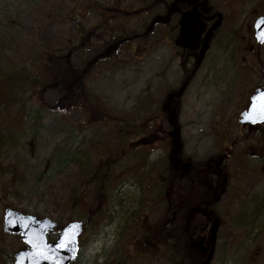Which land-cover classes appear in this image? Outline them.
<instances>
[{
	"label": "rangeland",
	"instance_id": "374dc122",
	"mask_svg": "<svg viewBox=\"0 0 264 264\" xmlns=\"http://www.w3.org/2000/svg\"><path fill=\"white\" fill-rule=\"evenodd\" d=\"M84 2L0 0V80L8 77L0 81V264H12L13 253L23 247L18 235L2 230L6 207L39 217L49 216L60 226L71 220L90 218L92 222L80 237V255L72 264H176V260L158 256L154 247L151 256L127 258L131 252L130 236H125L126 242L121 243L118 230L123 224L124 211L134 202V195L137 202L144 189L160 190L161 173L165 170L161 151L150 150L147 135L138 133L135 141L132 132L122 127L161 125L169 127L172 133L168 117L160 107L181 87V71H151L144 64L135 70L122 69L120 74L112 66L93 69L90 81H86L89 99L93 103L101 102L104 110L116 116L99 119L79 104L73 106L71 92L59 95L60 82L42 91L38 86L25 89V83L19 80L24 75L34 74L37 79L49 76L45 70L51 67L48 59L51 51L64 49L67 37L74 36V21L60 19L63 21L57 22V27L51 26L49 14L57 8L61 15L70 13L73 4L81 7ZM35 31H41L37 37H43L41 41L49 46L41 54L26 47L34 41L28 36ZM40 58L47 60L41 66L36 65ZM212 61L210 55L195 78L188 81L180 100L174 102L175 120L181 130L173 135L181 139V155L190 161L207 159L222 146L223 127L231 126L236 117L233 103L220 100L217 90L230 81L226 71L231 63L240 60L218 52L217 68ZM162 74L163 77L155 76ZM9 80L15 81L13 100L6 99ZM229 132L233 140L236 131ZM114 135L124 137L125 143L118 145ZM245 143L246 140H240L235 148H242ZM64 149L68 151L70 165L60 168L59 154ZM174 154L180 156V151ZM241 159L247 161L243 156ZM160 194L163 193L156 196ZM251 195L242 199L244 209L238 207L229 213L220 209L219 219L223 224L216 229L215 247L208 264H264V216L255 213L256 209H248L247 206L255 207L258 203L256 194ZM157 197L154 198L158 202L161 198ZM170 197L171 201L175 200ZM103 201L104 215H92ZM221 203L227 205V198ZM161 214V206L156 205L147 224L161 221ZM144 223L136 221L134 230L142 232ZM196 224L191 222L187 229L179 225L178 233L198 232ZM173 251L170 256H175ZM187 251H191V245Z\"/></svg>",
	"mask_w": 264,
	"mask_h": 264
},
{
	"label": "flooded vegetation",
	"instance_id": "af4514ba",
	"mask_svg": "<svg viewBox=\"0 0 264 264\" xmlns=\"http://www.w3.org/2000/svg\"><path fill=\"white\" fill-rule=\"evenodd\" d=\"M72 6L70 13L61 15L55 7L57 10L49 14L51 26L57 27V22L63 21L60 19L74 21V36L67 37L64 49L51 51L48 59L50 69L54 72H51L47 81H69L66 91L73 95L72 105L79 104L98 119L101 116H116L104 110L101 102H98L99 105L91 102L86 84L78 83L90 81L93 69L105 70L112 66L118 74L122 69H138L140 64L149 67L151 71L179 69V81L183 83L175 94L180 100L188 81L195 78L210 55L215 68L218 67V52L240 60L231 63L226 71L230 81L217 90L220 91L217 94L221 96L220 100L233 103L236 115L231 126L223 127V145L218 146L207 159L190 161L183 154L178 156L180 159L175 158V155L171 159L181 176L178 196L174 200L177 207L175 211L200 215L202 219L199 218L195 226L198 232L191 233L188 243L191 245V252L200 249L199 252L202 251L207 258V251L213 246V228L223 224L219 219L221 208L226 213L238 207L244 209L242 199L244 196L251 198L254 193L258 203L255 207H247L249 210L256 209L255 213L264 216V121L245 124L240 121L241 114L249 110L255 92L258 89L264 92V42L257 41L255 29L256 21L264 17V0H85L81 7L77 4ZM38 32L41 31L34 32V41L28 42L26 47L32 49L33 53L41 54L45 49L40 36L37 37ZM28 37L31 38V35ZM150 88L153 89V86ZM170 100L168 98L160 110L167 115L172 132L179 133L181 129L175 120L176 105L172 106ZM73 106H70L71 111H74ZM103 120L104 123L106 120ZM122 128L131 131L135 140L138 133L144 132L149 139L150 150L161 151L165 170L161 173L163 183L160 190L144 189L137 202L134 195L133 204L123 213V224L119 226L118 236L121 243L126 242L125 236H130L128 241L131 252L127 258L151 256L154 254V247L162 259L171 258L174 261L179 258L180 253L170 256V250L180 252L181 247L173 245L171 248L169 245V213L172 207L168 179L169 127L154 125ZM231 129L236 131L233 140L229 136ZM113 137L117 138L118 145L125 143L124 137ZM175 138L179 142L178 137ZM240 140H246V143L242 148L236 149ZM182 148V143H178L175 152L181 153ZM241 156L247 161L243 162ZM181 162L191 163L188 171L183 169ZM187 181L192 183L191 187L186 184ZM188 187L191 188L190 191ZM105 192L109 193V190L106 191L105 188ZM156 193H163L159 195L161 199ZM224 197L228 204L221 203L222 206L220 202ZM102 204L101 208L92 211V215H104L105 201ZM156 205L162 208L161 221L147 224ZM140 220L146 222L142 232L134 230L135 222ZM89 222L92 220L86 217L85 228ZM214 247L215 244L213 250ZM189 256L193 255L187 254V259H190Z\"/></svg>",
	"mask_w": 264,
	"mask_h": 264
},
{
	"label": "water",
	"instance_id": "95a60500",
	"mask_svg": "<svg viewBox=\"0 0 264 264\" xmlns=\"http://www.w3.org/2000/svg\"><path fill=\"white\" fill-rule=\"evenodd\" d=\"M262 20L264 17H260L255 24L256 38L259 43H263L260 38V33L264 32V24H260ZM262 93L264 92L258 89L253 97ZM253 97L249 110L241 114L240 121L243 124L264 121V118L252 109ZM183 166L187 169L190 164L183 163ZM3 222L4 232L20 235L22 241L28 246L14 254V264H70L78 255L79 236L83 231L82 221H71L64 225L59 237L52 242L48 241L47 235L57 228L58 223L50 217L38 218L7 207L4 210Z\"/></svg>",
	"mask_w": 264,
	"mask_h": 264
},
{
	"label": "trees",
	"instance_id": "16d2710c",
	"mask_svg": "<svg viewBox=\"0 0 264 264\" xmlns=\"http://www.w3.org/2000/svg\"><path fill=\"white\" fill-rule=\"evenodd\" d=\"M34 38V36H32ZM43 37L39 38L40 40H42ZM42 46L45 49H48V44L45 45L44 42H42ZM44 61L46 60H40V66L42 64H45ZM51 67H47V69L45 70L46 72L49 71V76L45 77V76H41V78L37 79V76L32 74V75H24V77H22L21 79H19L22 83H25L24 88L25 89H33V88H39L42 91H46L50 88L55 87L56 83H59L61 85L57 86L58 87V91L60 92L59 95L61 94H65V91L67 89V86L69 85L68 82L69 81H55L54 83H49L50 81H47L50 77L51 72L53 73L54 71L50 69ZM4 78V77H3ZM8 79V77L6 76L4 79L0 80V81H6ZM15 82V81H14ZM10 80L8 81V90H7V94H6V99L8 97H11V99L13 100L15 97V91H13V83ZM78 81H73V83H76ZM82 82L83 84H86L85 81H79L78 83ZM177 91V90H176ZM173 92V91H172ZM176 92H173L171 94H174ZM170 94V95H171ZM169 95V96H170ZM168 100V97L166 98V101ZM174 102H178L177 97L175 96L172 100V102H170V104H172V106H174ZM167 116V115H166ZM171 133V132H170ZM175 134V133H174ZM177 136H174L173 133H171V135L169 136V141H170V150L171 154L170 157L171 159L173 158V152L175 151V147H176V143H178L176 141ZM179 139V138H178ZM136 141V140H135ZM179 143H182L181 139L178 140ZM174 148V149H173ZM59 167H69L70 163H69V155H68V151L67 150H63L61 151V153L59 154ZM181 156V153H180ZM179 158V157H178ZM174 159V158H173ZM180 159V158H179ZM185 159V158H183ZM189 160V159H188ZM173 162V161H172ZM170 171H169V184H170V190H171V194L173 197L178 196V190L180 188L179 182L181 180V176H180V172L179 170L175 167V165L170 164L169 167ZM187 181L186 184L189 185L190 187L192 186V183ZM191 188H188V190L190 191ZM170 205L172 206L170 208V234H169V240H170V244L171 247L175 246H180L181 247V251L177 252V253H182L180 260H177V264H197L198 262L203 261L204 262V255L201 251V253L199 252L200 249H198L196 252H191V251H187L184 248L189 245L188 240H190V236L191 234L186 231L185 235H182L180 233H178V227H180L179 225H181L182 227H185L186 229L188 228V225L195 219V214H188L187 212H177L175 211L177 209L176 206V201H171ZM174 212V213H173ZM259 216L261 215V213H258ZM190 252L191 255L193 256H189L190 259H187V257L183 256L186 255Z\"/></svg>",
	"mask_w": 264,
	"mask_h": 264
},
{
	"label": "snow or ice",
	"instance_id": "6c2138e0",
	"mask_svg": "<svg viewBox=\"0 0 264 264\" xmlns=\"http://www.w3.org/2000/svg\"><path fill=\"white\" fill-rule=\"evenodd\" d=\"M260 24H264V20H262ZM257 26L259 27V24ZM260 38L262 39V42H264V32L260 33ZM252 109L253 111L258 112L261 115V118H264V93L257 97H253ZM61 246L64 245L61 244Z\"/></svg>",
	"mask_w": 264,
	"mask_h": 264
}]
</instances>
